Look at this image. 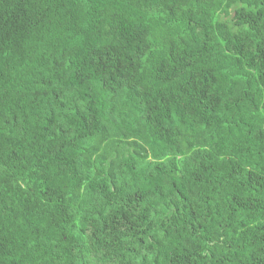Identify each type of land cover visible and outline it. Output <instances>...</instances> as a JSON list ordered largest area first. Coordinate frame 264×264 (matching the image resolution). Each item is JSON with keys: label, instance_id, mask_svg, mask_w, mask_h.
I'll list each match as a JSON object with an SVG mask.
<instances>
[{"label": "trees", "instance_id": "16d2710c", "mask_svg": "<svg viewBox=\"0 0 264 264\" xmlns=\"http://www.w3.org/2000/svg\"><path fill=\"white\" fill-rule=\"evenodd\" d=\"M0 264H264V0H0Z\"/></svg>", "mask_w": 264, "mask_h": 264}]
</instances>
